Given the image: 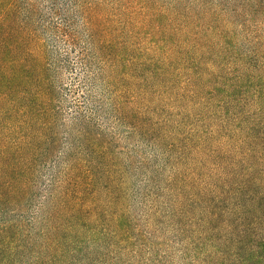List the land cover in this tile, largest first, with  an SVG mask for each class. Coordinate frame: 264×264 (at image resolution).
<instances>
[{
    "label": "trees",
    "instance_id": "1",
    "mask_svg": "<svg viewBox=\"0 0 264 264\" xmlns=\"http://www.w3.org/2000/svg\"><path fill=\"white\" fill-rule=\"evenodd\" d=\"M181 29L170 26L167 40H91L101 76L81 61L84 105L65 122L56 60L18 0H0V264H75L93 255L89 240H125L109 204L117 158L96 118L109 115L144 139L157 133L166 95L191 105L179 125L198 121L181 150L213 153L219 187L226 179L231 193L227 220L219 209L198 228L195 261L264 264V56L252 64L231 40L175 39ZM95 82L107 104L89 94Z\"/></svg>",
    "mask_w": 264,
    "mask_h": 264
},
{
    "label": "rangeland",
    "instance_id": "2",
    "mask_svg": "<svg viewBox=\"0 0 264 264\" xmlns=\"http://www.w3.org/2000/svg\"><path fill=\"white\" fill-rule=\"evenodd\" d=\"M18 3L48 54L56 60L53 81L60 89L59 108L65 122L75 104L84 105V89L78 84L85 77L81 61L87 64L88 60L89 71L101 76V63L98 65L97 58H92L91 40H167L169 27L176 26L182 29L174 35L175 39L231 40L236 45L235 54L249 55L254 60L252 64L264 56V0ZM185 30L190 32L184 35ZM96 83L90 85L89 94L107 104V96H103L100 84ZM155 92L150 98L153 105L159 104ZM163 98L159 114L153 117L158 131L144 139L129 134L124 125L115 123L109 115L96 118L98 131L108 135L116 154L113 171L117 196L109 204L118 210L116 217L123 218L126 236L123 242L107 237L89 240L85 248L93 255L87 261L78 257L75 264H94L95 260H100L99 264H200V260L195 261L198 254L194 253L192 243H200L198 228L203 219L220 209L227 220L231 207L229 182L225 179L220 189V171L212 163L213 153L205 156L196 150H181L185 148L188 129L198 122L179 125L191 105L185 100L174 103ZM63 132L60 130L61 137ZM161 135L165 138L162 146L157 140Z\"/></svg>",
    "mask_w": 264,
    "mask_h": 264
}]
</instances>
